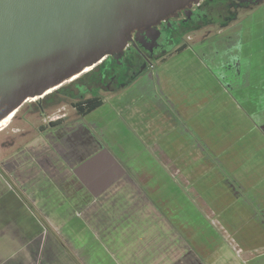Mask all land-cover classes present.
<instances>
[{
    "label": "crops",
    "instance_id": "obj_1",
    "mask_svg": "<svg viewBox=\"0 0 264 264\" xmlns=\"http://www.w3.org/2000/svg\"><path fill=\"white\" fill-rule=\"evenodd\" d=\"M234 38L231 67L246 72L254 52ZM160 64L149 86L121 91L116 119L82 137L77 127L90 124L43 125L0 158V264H220L216 254L223 264H264V78L252 97L251 82L224 85L198 63L211 83L197 84L194 115L179 109L184 85ZM194 163L218 176V193L205 199L192 188L183 171Z\"/></svg>",
    "mask_w": 264,
    "mask_h": 264
},
{
    "label": "water",
    "instance_id": "obj_2",
    "mask_svg": "<svg viewBox=\"0 0 264 264\" xmlns=\"http://www.w3.org/2000/svg\"><path fill=\"white\" fill-rule=\"evenodd\" d=\"M193 2L0 0V121L88 73L107 55L118 58L132 31Z\"/></svg>",
    "mask_w": 264,
    "mask_h": 264
},
{
    "label": "rangeland",
    "instance_id": "obj_3",
    "mask_svg": "<svg viewBox=\"0 0 264 264\" xmlns=\"http://www.w3.org/2000/svg\"><path fill=\"white\" fill-rule=\"evenodd\" d=\"M219 21L222 22L221 20ZM226 23L230 25L226 27L225 30L222 29L219 33L216 32L217 30H211L212 33L207 34V32H210L207 29V31H205L204 33V37H200L197 39L196 37H191V42H189V50L186 54H174L166 61L165 67L166 70L170 73V80L173 83H176L178 88L182 83L184 85L182 89L179 88V92L183 95V97H181L179 93L175 95V99L177 98L176 100L178 101L179 109L183 105H186L191 113H194V115L197 114L193 98L195 94H198L199 96V94H201V91L198 89L195 90V88L198 83H211V79H207L204 75L198 74V63L202 65L205 64V70L210 72V74L213 76L214 81H219L224 85H226L227 82L235 81L236 79H238V81L251 82L250 87L253 89L251 91L252 97L255 94V97H257V93L259 90L257 88L261 87V85L263 86L262 80L264 78V66L262 71L258 69V62L262 61V63H264V2L260 3V5H258L256 8L249 7L247 10L237 15V17H232L231 19L226 20ZM241 36L246 38V43L243 51L254 52V54L251 55L253 57L249 59L250 65L246 72L244 70L240 71L238 67H231V65L233 64L231 43H237V38L231 40V37ZM228 37H230L229 41ZM196 42L204 45L202 49H197V47L195 46ZM259 49H262L263 52L261 54H256L257 50ZM237 53L239 52L235 51L236 55ZM152 62H154V60ZM160 65V63H153L152 66L156 70L160 67ZM67 84L68 83L64 85ZM185 84H188V86H186ZM191 84H193L194 89L192 86H190ZM132 87L133 86L130 87L131 91L132 89H134ZM127 91L124 92V95L125 93H127ZM205 91L214 93L216 92V90L213 88L205 89ZM121 93V90L117 91V94H106L105 92H101L100 95L104 99L103 105L85 117L78 116L74 108L67 103L62 104L56 108L46 110L44 113H39V111H36L37 108L35 106L30 105V102H27L19 110V114L15 117V119L12 120L9 127L0 133V158H3L6 153L8 154L16 148L24 146L30 143V141H33L40 125H47L48 122L55 121L59 117H62V121L68 126H75L77 122H83L86 124H90L91 126H93V128L94 123L97 125H101L109 120L116 119L115 99L117 98V96H119V94L121 96ZM252 103H255V101H253ZM126 115L130 117L131 114L129 112ZM188 127L189 130H192L190 126ZM192 132L189 133L192 134ZM121 135L127 137L128 134L126 132H123ZM191 138L195 142H197V139L194 138V136ZM188 140H190L189 137ZM216 141L218 142L219 140ZM248 144L250 145L249 142ZM251 144L257 145V143L255 144V140H252ZM131 145L132 144L129 143H123V150L127 154V156L129 155L134 158L133 156L135 149H133V146ZM107 148L110 149L109 146H107ZM112 152L119 160V162H121L122 157L118 156L113 150ZM147 161L148 159L143 158L139 163L146 164ZM199 165H197L196 163H194L193 165L189 164L188 169L182 171L189 173L188 182L194 183L192 185V188H194L198 192V194L205 196V199H207V196L213 195V193H218L219 186L216 188L211 187L213 184H215V179L218 180L219 178L213 172H207L208 170H204V168L200 169L204 170L200 172V170L198 169L200 168ZM177 166H180L179 162H177ZM220 167L222 168L221 164ZM201 173H204V175L202 176ZM210 189L213 193L208 195L207 193ZM223 226L227 228L226 224H223ZM221 234L222 240H224L227 244H234L232 238L228 233L226 234L225 232L221 231ZM233 252L237 256H241V250L239 251L238 249H235ZM223 258L224 255L216 254L213 261L216 263H218L219 261L220 264H223Z\"/></svg>",
    "mask_w": 264,
    "mask_h": 264
},
{
    "label": "flooded vegetation",
    "instance_id": "obj_4",
    "mask_svg": "<svg viewBox=\"0 0 264 264\" xmlns=\"http://www.w3.org/2000/svg\"><path fill=\"white\" fill-rule=\"evenodd\" d=\"M254 2L255 0H197L196 3H191V6L180 8L149 27L132 31L127 36V43L121 56L116 58L114 55H107L103 60L113 61L116 67L104 77V84L99 87L100 92L117 94V91L128 90L142 80L145 86H149L155 71L153 63H164L174 54L189 49L191 37L196 39L204 37L207 29L210 31L207 34H211V30H217V33L225 30L230 25L226 20L237 17L249 7L256 8L264 0L257 4ZM59 119L62 120V117L56 120ZM50 122L46 127H58L50 126ZM63 123L61 121L60 124ZM44 127L40 125L38 131H42ZM92 128L91 125L90 127L80 125L76 129L77 135L82 137Z\"/></svg>",
    "mask_w": 264,
    "mask_h": 264
},
{
    "label": "trees",
    "instance_id": "obj_5",
    "mask_svg": "<svg viewBox=\"0 0 264 264\" xmlns=\"http://www.w3.org/2000/svg\"><path fill=\"white\" fill-rule=\"evenodd\" d=\"M115 64L111 60L103 61L88 73L78 77L75 81L60 87L43 99L30 102L29 104L35 106L37 108L36 111H39V113H44L46 110L67 103L74 108L78 116L85 117L103 105L104 99L100 95L99 87L103 86L104 77L111 71L113 72L116 67ZM105 93L110 94L108 92ZM19 110L13 119L19 114ZM61 121L59 119L50 122V126H58Z\"/></svg>",
    "mask_w": 264,
    "mask_h": 264
},
{
    "label": "bare ground",
    "instance_id": "obj_6",
    "mask_svg": "<svg viewBox=\"0 0 264 264\" xmlns=\"http://www.w3.org/2000/svg\"><path fill=\"white\" fill-rule=\"evenodd\" d=\"M90 70H91V68H88V69L85 71V73L88 72V71H90ZM77 78H78V77H74V78H72L70 81H74V80H76ZM70 81H68V82H70ZM30 101H31V102H33V101H37V98H35V99H31ZM16 113H17V111H14L13 113H11V114L8 115L6 118H4V119H2V120L0 121V133L9 127V125L11 124V122H12L14 116L16 115Z\"/></svg>",
    "mask_w": 264,
    "mask_h": 264
}]
</instances>
